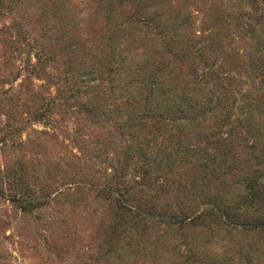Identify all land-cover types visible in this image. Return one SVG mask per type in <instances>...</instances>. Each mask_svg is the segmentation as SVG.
I'll use <instances>...</instances> for the list:
<instances>
[{"label":"rangeland","instance_id":"1","mask_svg":"<svg viewBox=\"0 0 264 264\" xmlns=\"http://www.w3.org/2000/svg\"><path fill=\"white\" fill-rule=\"evenodd\" d=\"M136 1L0 0V264H264L251 3Z\"/></svg>","mask_w":264,"mask_h":264},{"label":"trees","instance_id":"2","mask_svg":"<svg viewBox=\"0 0 264 264\" xmlns=\"http://www.w3.org/2000/svg\"><path fill=\"white\" fill-rule=\"evenodd\" d=\"M136 2H138V0ZM247 2L251 3V13L253 11L254 15H253V21L251 23H249L248 25H246L245 32H249V36L252 38L253 45L256 46L255 50L260 52L258 54V56L257 55L254 56L253 62L249 63V67H250L249 71H251V73L257 74L259 76V78L257 79V82H255L256 84H255L254 88L255 89L263 88L260 90H264V60H263V58H264V7L261 5V4H264V2H262V0H247ZM224 3H226L225 0H218L216 7H218L219 9L221 7H222V9H225V6L223 7ZM151 12L152 13H150V15L148 17H146V15H143V16H141L140 19H142V21H145L149 24H152V22H153L154 24L157 25L158 23L155 22V16L158 14H155L156 12L154 9ZM258 27L260 28V32L257 35V29H259ZM163 35L167 39L172 40L174 38V36L176 35V33H173V34L163 33ZM259 35H260V37H259ZM242 96H243V98H242ZM239 98L243 99V104H244V109H242V107H240V111H239L241 118H244L243 120L246 122H249V120L253 121L254 119L251 115L252 107L249 104L250 102H252L251 101L252 99L250 100V97H249L247 100V94L245 93V91H241L239 93ZM257 109L259 112H256L257 117H255V121L259 120V119L261 121H264V102H262L261 106L257 107ZM261 174H264V170L262 171ZM259 180H260V174L259 173L255 174V175H251L246 179V183H245L246 184V191L243 193V196H242L245 203L250 202V200H255V202H256V201H259L260 198H262L263 189L258 187V185L259 186L261 185ZM101 190L104 192H109V194L111 195L112 198L118 199L117 202L121 200L120 199L121 197L118 194L111 192L108 187L101 188ZM122 194H121V196H122ZM128 194H129V191H127L124 194L125 197L123 200H125V202L123 203L124 205L122 207L125 210H127V213L124 216L128 215L127 219H129L131 223L133 222V219L135 217H138L144 221H146L148 219L152 220L153 218L154 219L159 218V221H167V222H171V223L174 222V223H177V225H182V223H184V221H186V220H189L191 222H195V221L201 219L203 216V213L205 212L203 210H195L194 212H192L188 215L181 212V213H170V214L166 215L165 217H159L160 212H157V214L152 215V214L148 213V211L143 210V207L139 206L138 204L131 203L130 199H128L130 194L129 195ZM207 209H208V211L210 210V212L213 215V218L220 217L221 220L225 219L226 222L229 221V218H231V219L236 218V212H234V210L232 208H230V207L228 208L227 205H224V206H219V205L218 206H216V205L212 206L211 205ZM229 222H235V221L233 220V221H229ZM131 223H130V225H131ZM115 226H116V224H114V226H112V227H115Z\"/></svg>","mask_w":264,"mask_h":264}]
</instances>
